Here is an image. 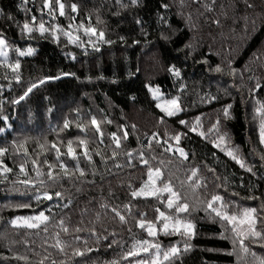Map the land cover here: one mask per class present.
Returning a JSON list of instances; mask_svg holds the SVG:
<instances>
[{"label":"trees","instance_id":"obj_1","mask_svg":"<svg viewBox=\"0 0 264 264\" xmlns=\"http://www.w3.org/2000/svg\"><path fill=\"white\" fill-rule=\"evenodd\" d=\"M60 2L63 15L55 0L49 7L45 0H0V38L8 48L0 61L19 62L20 77L0 95V149L13 173L21 148L27 160L21 182L0 179V264H138L156 255L150 248L124 259L134 246L140 249L139 240L160 245L161 264H238L226 224L209 217L207 204L218 195L217 209H255L254 228L264 234V147L255 120L264 105V0ZM41 23L48 33H38ZM68 23L104 33L99 50L83 54L56 41L53 25ZM26 47L32 54L19 55ZM149 88L177 99L179 110L162 112ZM170 145L187 159L172 154ZM28 163L40 175L28 172ZM149 167L161 169L188 211L169 210L168 193L132 197ZM156 209L193 228L176 233L170 227L166 234ZM41 213L48 220L38 228L12 225ZM141 218L155 224L154 236L138 227ZM244 243L264 257V241L249 235ZM172 247L177 254L163 260Z\"/></svg>","mask_w":264,"mask_h":264},{"label":"snow or ice","instance_id":"obj_2","mask_svg":"<svg viewBox=\"0 0 264 264\" xmlns=\"http://www.w3.org/2000/svg\"><path fill=\"white\" fill-rule=\"evenodd\" d=\"M55 3L59 5L60 14L63 15L64 14V12H63L64 4L61 3L60 0H55ZM45 7H49V0H45ZM72 11L73 12L76 11L75 5H72ZM23 27L28 32L32 31V29L29 27L28 24H24ZM39 30L41 31V33L47 31V29L45 28L43 23H41L39 25ZM85 31H86V34L96 35V30L91 28L90 26ZM99 37H100V39H104V33H102V32L99 33ZM69 39H70V41L73 39L70 34H69ZM3 44H4V41L2 39H0V46H2ZM96 50L98 51L99 49H96ZM19 54L21 56L31 55L32 50L29 49L27 52L21 51ZM0 55L5 56V58H6L7 54L4 52H0ZM10 67L12 68L13 71H16L19 68V63L17 62V64H15V65H10ZM217 70L219 71V69H217ZM170 71H173L175 75L179 76L178 71H175L174 69H170ZM17 79H19V78H17ZM41 83H43V81H41ZM35 87H37V85H35V84H33L31 87H29L27 89V91L24 93V96L20 97V99H24V97L27 96L30 92H32L33 88H35ZM149 91L153 92V96L155 98L158 90H154V89L149 88ZM165 104L167 105V107L162 108V111H165L167 113V115H169V116L175 114L174 111H171L169 109L179 110L177 100H175V99L165 101ZM157 107H160V105L158 104ZM257 113L264 114V105H262L260 108L257 109ZM227 115H228V111H227V109H225V116H227ZM181 123H185V122L181 121ZM91 124L93 127H95L97 132L101 131L95 118L92 119ZM68 126H69L68 122L65 121L64 127L67 128ZM81 130L83 131L84 129L82 128ZM193 130H195V129H193ZM125 136H127V133H125ZM113 139L116 142L117 147H119L120 146L119 139L116 138L115 134H113ZM179 139H180L179 136L175 137V140L177 142H179ZM220 139L224 140V137L221 136ZM260 142H261V144H264V121H262V123L260 125ZM81 143H84V142L81 141ZM52 147L56 149L57 153H59L60 149L57 148L56 145H52ZM67 149H68V155L74 156V149L72 147L71 142H69ZM178 151H179V154L181 157H183L184 159H187V156L183 152L182 149L178 150ZM3 152H4V150L0 149V155H2ZM228 154L233 155L231 152H229ZM85 155H87V153H85ZM128 155L131 156V153H129ZM233 158L235 159V157H233ZM141 159H142V163L144 165H147L149 163L147 160H144L143 158H141ZM237 162L239 163V161H237ZM49 167L51 169V166H49ZM60 167H61V169H65V166L63 164H61ZM8 171H10V170L7 168L4 169V172H8ZM20 171L24 172L23 166H21ZM65 171H67V170L65 169ZM80 174L83 175V172H81ZM37 175H40V173L38 172ZM47 175H48L49 179H55L51 170L48 172ZM192 176H196V170L195 169L192 171ZM147 177H148L147 181H145L143 186L139 190L133 191L131 193L133 198L140 197V196H155L158 194L168 193L169 195L167 197V208L169 210H172L174 208L176 213H183V212L188 211L189 205L187 203H180L181 198H180L179 193H177L176 191L173 190L170 181L165 182L163 180V173L161 172L160 168L153 169V168L149 167L147 170ZM157 182H160V186H158ZM23 183L28 184V183H30V181L25 180V181H23ZM197 186H199L198 181H197ZM60 195H61L60 193H56L57 197H59ZM45 198L46 199H52V197L47 195V194L45 195ZM220 200H221L220 196L213 195L211 200L208 202L207 207L209 210L215 212V215L217 217H219L223 221H226L229 225L232 226V228H231L232 232L235 233L237 238H239L241 249L247 255L250 252V247H248L244 244L245 238H247L250 235L251 237L255 238L258 241H264V234L256 231L254 228L256 220L253 218V213L255 212V209L245 208V209H242L241 212L229 214V213L222 210L224 208V205H221L220 209H217L215 207L216 202L220 201ZM156 211L159 213V217L157 218V222L161 219L163 221H165V223L163 224V230L166 234H171L168 231L170 227H171L172 232H176V233H180L182 230L184 233H188L193 228V225L190 222H186V221H183L181 219H177L175 217H171L169 215H166L160 209H156ZM115 214H116V216L119 217L120 221L123 223L125 220V217L123 215H121L119 211H116ZM47 220H48V217L45 216L43 213H41L39 216L29 217V218H18L17 220H13L12 225L14 227H27L29 229H35V228H38L40 226V224L46 223ZM169 221H171V223H169ZM61 225H63V221H61ZM146 225H147V227H146ZM243 225H248V229L245 230L243 228ZM138 227H140L141 229L146 228V231H147L149 236H154L156 234L155 224L151 221H146L145 219L141 218L140 220H138ZM46 230L47 229L45 228V231ZM62 230L65 232L68 231V229L66 227H63ZM79 230L80 229H77V231H79ZM137 244L141 246L140 249L137 250L136 247L134 246L133 249L130 250L123 257L124 259H128L129 257L139 256L141 251L144 253H149V249L153 248V249H156L155 257L150 259V260H147V261H140V262H138V264H161V261H160V245L159 244H150V242L148 240H139V241H137ZM55 246L57 248H60V242L57 241V244ZM260 247H264V243H261ZM60 250L63 251V248H60ZM177 252H178L177 248H175V247L170 248L168 251L163 253V260L169 261L171 257H173L177 254ZM83 254L84 253L79 251V250H77L75 252V255H83ZM251 256H252V264H264V257H258L255 253H251ZM45 259H47V257H45ZM41 264H43V261H41Z\"/></svg>","mask_w":264,"mask_h":264},{"label":"rangeland","instance_id":"obj_3","mask_svg":"<svg viewBox=\"0 0 264 264\" xmlns=\"http://www.w3.org/2000/svg\"><path fill=\"white\" fill-rule=\"evenodd\" d=\"M87 28L88 27H84L83 25H77V24H73V23H68L67 27L65 29H63V28L59 27L57 24H55V25H53V27L51 29V34L56 39V41L66 40V42L70 46L79 49V51H81L83 54H88V53H90V51L96 50V49H98V47H100L101 39H100V37L97 34L96 35L86 34L85 30ZM47 31L41 33V31L39 30L38 33L39 34H44V33H48ZM29 34H30V32L26 31V35H29ZM69 34L73 38L71 41L69 39ZM0 39H2L4 41V44L2 46H0V52H4V53L7 54V52H8L7 44H6V42H5V40L3 38H0ZM28 50H29V48L26 47V49H24L23 52H27ZM20 52H21V50L18 51V54ZM6 57H7V55H6ZM5 59H6L5 56L0 55V60H5ZM15 64H17V63H14V62L13 63H8V62H5V61H0V68H1V71H0V91H1L0 95H3V93H7L10 90V88L12 87L10 85L11 82L17 84L20 81L19 80L20 79V77H19V68L16 71H13L12 68L10 67V65H15ZM17 78H19V79H17ZM3 83H8V86H7L6 90H4V92H2V90H1ZM151 89L158 90L155 98L153 96V92H151V95H152V97L154 99H156L158 101V104L160 105V107H158V108L162 111V108L167 107V105L165 104V101H168L170 99H164L163 98V94H162V92L159 89H156V88H151ZM175 100H177V99H175ZM1 101H3V100H1ZM169 110L177 112V110H175V109H169ZM162 112L167 114L165 111H162ZM255 120H256L257 131H258V134H259V137H260V125H261L262 121H264V114L257 113V111H256L255 112ZM0 135H2V134H0ZM262 145L264 147V144H262ZM168 149H169V151L172 154L184 159L179 154L178 150H181L179 147H177L175 145H170V146H168ZM25 153H26L25 149L21 148L14 155L15 161L18 163V166H17L18 170H16V173H13L7 167V165L5 164V160L7 159L6 153L3 152V154L0 155V179L1 180H5V179L9 178V176H11V177L17 176V181L21 182V178L25 177L24 173L27 171L25 169V167H24V172L20 171L21 166H24L23 162H27V160L25 159ZM72 157H74V156H72ZM141 164L143 165L142 161H141ZM27 165L30 166V170L28 172H31V173H34V174L38 173V172L35 173L37 171L35 165L30 164V163H28ZM5 168L9 169L10 171L4 172ZM166 182H167V180H166ZM158 186H160L159 183H158ZM218 209H220V208H218ZM223 211H225V212H227L229 214L233 213V212L229 211L227 208L223 209ZM208 212H209V217H211L212 219H218L219 221H222V222H224L226 224V226L228 228V231H229L228 237H229V239H230V241H231V243L233 245V251L239 253L238 264H252V262L251 263H247V259L249 257H251V252H249L246 255L242 251L241 245H240V242H239V238H237L235 233H233L232 230H231L232 226L229 225L226 221H223L219 217H217L215 215V212H213V211H211L209 209H208ZM168 215L171 216V214H168ZM171 217H175V216H171ZM15 220H17V219H15ZM164 223H165V221H164ZM169 223H171V221H169ZM243 228L245 230H247L248 229V225H243ZM245 239H244V241H245Z\"/></svg>","mask_w":264,"mask_h":264}]
</instances>
